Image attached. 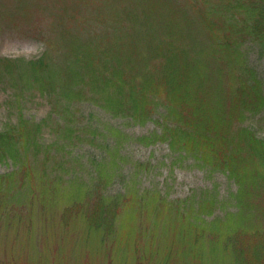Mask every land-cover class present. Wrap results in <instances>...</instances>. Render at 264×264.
<instances>
[{
	"label": "rangeland",
	"instance_id": "obj_1",
	"mask_svg": "<svg viewBox=\"0 0 264 264\" xmlns=\"http://www.w3.org/2000/svg\"><path fill=\"white\" fill-rule=\"evenodd\" d=\"M201 1L0 0V130L20 109L37 121L49 110L47 94L37 84L27 87L17 75L29 60L48 54L43 72L55 79L59 97L70 36L112 52L121 34V41H126L123 52L131 57V42L138 43L143 54L170 49L178 39L189 43L188 34L198 39L196 46H206L207 32L192 6ZM205 2L217 5L226 0ZM185 12L195 21V31L188 29ZM243 47L247 66L255 69L264 88L263 47L258 40H248ZM220 59L213 65H220ZM242 75L238 69V77L224 81L228 84ZM254 103L244 105L243 120H235L234 128L248 127L264 139V106ZM233 104L239 111L242 103ZM112 114L93 100L71 105L66 114L71 131L85 116L100 126V132L95 143L70 149L73 157L66 166L78 172L65 180L57 178L51 165L42 170L40 161L32 163L24 177L9 172L11 163L0 161V264H239L230 238L240 233L250 240L254 233L264 238V178L248 182L249 192L238 195L240 185L228 172L173 153L166 142L141 141L161 130V113L142 117L139 109L138 118ZM56 127L50 123L45 129L48 141ZM104 135L109 142H104ZM256 154L252 166L264 174V158ZM98 170L112 178L105 194H125L129 199L111 231H88L83 220L73 217L66 222L62 216L74 190L89 189ZM78 174L69 185L71 176Z\"/></svg>",
	"mask_w": 264,
	"mask_h": 264
},
{
	"label": "trees",
	"instance_id": "obj_2",
	"mask_svg": "<svg viewBox=\"0 0 264 264\" xmlns=\"http://www.w3.org/2000/svg\"><path fill=\"white\" fill-rule=\"evenodd\" d=\"M192 6L197 11L199 26L207 32L210 43L206 46H196L198 39L188 34L189 43L178 39V45L170 49L143 54L138 43L131 42V57V53L123 52L126 41H121V34L112 52L100 45L94 48L97 42H83L70 36L65 42L69 52L64 59L59 97L55 94V79L43 72L48 69V54L29 60L28 67L20 69L17 75L27 87L37 84L38 90L47 94L49 110L37 121L26 117L20 109L16 118L5 122L0 130V161L11 163L9 172L24 177L36 161H40L42 170L48 171V165L54 167L58 179L60 176L65 180L64 176L78 172L66 166L73 157L70 149L82 143H95L100 126L83 116L71 131L66 114L73 103L93 100L112 112V116L138 118L135 114L139 109L144 113L142 117L161 113V130L141 137V141L166 142L173 153L191 156L202 167L228 172L240 185L238 195L244 190L249 192L248 182L257 181L256 177L263 180L264 174L254 171L251 158L257 155L256 151L264 158V139L248 127L237 130L234 124L235 120H243L245 104L255 101L253 106H264L262 82L254 74L255 69L247 66L243 51L248 40H258L264 55V0H226L217 5L203 0ZM185 14L188 29L195 31V21ZM215 58L223 62L214 66ZM238 69L247 78L242 75V79H232L227 84L224 78L238 77ZM9 73L15 74L11 70ZM80 81L84 84L75 90L73 87ZM237 101L242 103L239 111L233 104ZM50 123L57 127L50 130L52 136L48 141L44 133ZM109 139L104 135V142ZM101 171L98 170L89 189L74 190L71 205L62 213L64 221L77 217L88 231H111L115 227L121 208L129 199L125 194H105L112 178ZM79 177L72 175L69 185ZM253 235L252 241L241 233L230 238L239 264H264V238Z\"/></svg>",
	"mask_w": 264,
	"mask_h": 264
}]
</instances>
